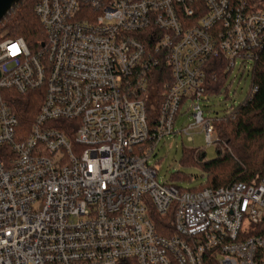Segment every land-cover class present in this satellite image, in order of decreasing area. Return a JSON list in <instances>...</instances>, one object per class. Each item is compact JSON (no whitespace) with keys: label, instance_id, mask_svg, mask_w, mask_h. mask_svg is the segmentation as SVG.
<instances>
[{"label":"built area","instance_id":"2783aa9c","mask_svg":"<svg viewBox=\"0 0 264 264\" xmlns=\"http://www.w3.org/2000/svg\"><path fill=\"white\" fill-rule=\"evenodd\" d=\"M33 10L45 38L33 51L0 34V264H264V239L248 235L264 221V178L183 190L157 183L147 162L179 133L200 129L219 145L214 122L225 117H203L199 103L206 64L221 56L230 75L253 63L264 0H39ZM161 65L171 78L159 92ZM37 90L39 111L17 135L3 92ZM184 114L191 123L174 131ZM168 215L160 235L153 217Z\"/></svg>","mask_w":264,"mask_h":264},{"label":"trees","instance_id":"16d2710c","mask_svg":"<svg viewBox=\"0 0 264 264\" xmlns=\"http://www.w3.org/2000/svg\"><path fill=\"white\" fill-rule=\"evenodd\" d=\"M38 1L21 0L13 6L10 14L0 21V34L7 38H21L35 48L40 42H44L41 26L33 10ZM224 66L225 62L221 56L208 59L205 68L208 94H219L222 90H227L225 86L229 75L222 73ZM155 70L156 72L151 73V76H156L153 84L162 92L163 85L168 83L171 77L163 65ZM249 86L248 93L251 89H256L254 95L246 97L239 107L234 108L224 120L214 125L219 139L215 158L205 161L201 150L184 153L185 165L195 163L206 173L205 184L199 189L208 188L216 191L238 182L255 185L264 178V48L257 53L251 64ZM3 97L18 119L17 135L28 131L39 111L41 91H31L25 95L3 92ZM169 218L170 215L167 218L153 217L158 234L168 235L165 232L167 229L165 223L169 222ZM248 235L264 239V221L254 226Z\"/></svg>","mask_w":264,"mask_h":264},{"label":"rangeland","instance_id":"374dc122","mask_svg":"<svg viewBox=\"0 0 264 264\" xmlns=\"http://www.w3.org/2000/svg\"><path fill=\"white\" fill-rule=\"evenodd\" d=\"M25 43L31 51L34 50L35 46ZM250 69L251 64H241L240 61L236 63L226 80L225 87L227 90H222L219 94H209L199 102L203 117L212 121L215 118H224L230 113L231 108H237L244 102L250 88ZM149 108L151 109V107ZM185 108L186 106L181 111H184ZM191 121V117L184 114L179 117V121L174 126V131L184 128ZM216 147V145H205L204 133L200 129L193 130L189 136H183L179 133L161 139L155 145V149L147 162L155 171L157 183L174 185L183 190H195L205 184L206 173L195 163L185 165L183 163L184 153L201 150L204 154V160L210 161L216 156ZM227 152H229V148Z\"/></svg>","mask_w":264,"mask_h":264},{"label":"water","instance_id":"95a60500","mask_svg":"<svg viewBox=\"0 0 264 264\" xmlns=\"http://www.w3.org/2000/svg\"><path fill=\"white\" fill-rule=\"evenodd\" d=\"M21 0H0V20H2Z\"/></svg>","mask_w":264,"mask_h":264},{"label":"snow or ice","instance_id":"6c2138e0","mask_svg":"<svg viewBox=\"0 0 264 264\" xmlns=\"http://www.w3.org/2000/svg\"><path fill=\"white\" fill-rule=\"evenodd\" d=\"M12 47H13V49H16V46L15 45H13Z\"/></svg>","mask_w":264,"mask_h":264},{"label":"bare ground","instance_id":"6f19581e","mask_svg":"<svg viewBox=\"0 0 264 264\" xmlns=\"http://www.w3.org/2000/svg\"><path fill=\"white\" fill-rule=\"evenodd\" d=\"M166 138V137H165Z\"/></svg>","mask_w":264,"mask_h":264}]
</instances>
